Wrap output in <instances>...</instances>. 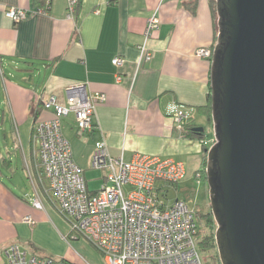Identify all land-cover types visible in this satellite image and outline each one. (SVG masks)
Here are the masks:
<instances>
[{"label": "crops", "instance_id": "1", "mask_svg": "<svg viewBox=\"0 0 264 264\" xmlns=\"http://www.w3.org/2000/svg\"><path fill=\"white\" fill-rule=\"evenodd\" d=\"M191 1L81 0L71 19L68 0H51L48 11L15 22L8 9L35 10L40 2L0 0V163L6 168L0 167V264L14 242L31 255L55 258L43 250L37 231L50 222L63 239L68 232L37 168L33 132L40 120L54 117L43 100L55 95L65 103L70 84L85 82L91 96L106 95L97 103L92 133H78L72 112L62 120L73 159L85 171L100 139L111 156L126 161L145 153L172 157L185 167L184 160L202 162L201 142L185 137L170 113L177 103L192 114L190 124L208 120L199 107L208 102L211 61L196 51L215 43L214 18L211 0H198L195 11L186 8ZM155 11L160 28L149 39L152 59L138 66L139 47ZM118 56L124 59L121 67L113 62ZM15 159L21 161L25 187L24 180L16 181ZM36 196L41 209L32 204Z\"/></svg>", "mask_w": 264, "mask_h": 264}, {"label": "built area", "instance_id": "2", "mask_svg": "<svg viewBox=\"0 0 264 264\" xmlns=\"http://www.w3.org/2000/svg\"><path fill=\"white\" fill-rule=\"evenodd\" d=\"M78 1L68 0V18L75 17ZM6 15L19 22L28 12L10 8ZM159 28L160 18L155 11L148 19L139 47L138 66L152 59L149 39ZM196 55L211 59L213 50L201 47ZM113 62L121 67L124 59L118 56ZM105 100V94L91 96L85 82L72 83L66 88L65 103L55 95L44 99L45 109L53 111L54 117L40 120L33 133L37 168L48 183L47 192L55 206L69 222L71 234L88 239L101 251L107 264H204L198 250L194 211L183 199L170 201L160 197L165 186L176 185L185 177L183 162L145 153H136L126 161L122 156H111L105 139H100L90 161L91 168L104 170V181L98 190L89 189L85 170L74 161L72 146L62 132V120L74 113L78 132L89 134L94 128L97 103ZM170 113L181 131L192 118L190 111L177 103H173ZM32 204L43 208L38 196ZM25 221L34 224L31 217ZM4 253V264H70L31 255L16 242L6 247Z\"/></svg>", "mask_w": 264, "mask_h": 264}, {"label": "water", "instance_id": "3", "mask_svg": "<svg viewBox=\"0 0 264 264\" xmlns=\"http://www.w3.org/2000/svg\"><path fill=\"white\" fill-rule=\"evenodd\" d=\"M215 6V138L205 150L215 241L221 264H264V0H215Z\"/></svg>", "mask_w": 264, "mask_h": 264}, {"label": "rangeland", "instance_id": "4", "mask_svg": "<svg viewBox=\"0 0 264 264\" xmlns=\"http://www.w3.org/2000/svg\"><path fill=\"white\" fill-rule=\"evenodd\" d=\"M197 122L200 126L205 128L206 138H208L210 142L214 140L215 134L213 122L206 120L204 117L199 118ZM10 139L12 140L11 136L9 140ZM212 143L213 141L211 142V145ZM8 147L11 149V143H9ZM1 151H6V146L3 147ZM5 155V157H8L7 154ZM184 161L187 167L185 177L176 185H167L165 190L160 193V197L170 201H174L177 198L185 200L189 207L194 211L195 218L202 227L201 234L205 235L212 230V228L208 226L209 223L206 222L207 214L211 210L209 189L207 181H199L195 177V171L201 166L202 162H200V160L198 162L196 160ZM14 162L15 165L19 167L16 181L23 182L24 180L22 185L25 187L27 180H25L21 161L15 159ZM0 167H2L1 163ZM3 170L5 171L6 168H3ZM103 174L104 170L93 169L90 167L84 172L88 187L91 191L97 190L101 187L103 179H101L100 176ZM63 219L68 227V232L64 239L59 234L58 229L50 222L49 224H43L40 229H38L36 239L40 242L43 250L53 255L55 258L62 259L70 264H107L101 251L84 236L71 234V226L69 222L65 218ZM214 229L216 230V223L214 224ZM205 255L208 256L207 253Z\"/></svg>", "mask_w": 264, "mask_h": 264}, {"label": "trees", "instance_id": "5", "mask_svg": "<svg viewBox=\"0 0 264 264\" xmlns=\"http://www.w3.org/2000/svg\"><path fill=\"white\" fill-rule=\"evenodd\" d=\"M36 1L40 2V6L37 9H35V10L27 11L28 12V16L31 15L32 13H34V12L48 11L51 0H36ZM197 1L198 0H192L191 2L186 3L185 4L186 8H188L190 11H195L196 6H197ZM80 3H81V0L78 1L75 16H76L77 11L79 9ZM211 8H212L213 18H214L215 43H216V36H217L218 29H217V13H216L215 0H211ZM215 43L211 47H208V48H211L213 50V47H214ZM209 60L211 61V59H209ZM207 99H208L207 104L204 105V106H200L199 110L206 115V117L208 118V120L210 122H212L211 88L209 90ZM43 106H44V104H43ZM94 115H93V124H94V128H95L96 125H95V122H94ZM193 127H195V126L190 124V122L187 123L182 129V134L185 137H188V138H191V139H195V140H198V141L201 142L202 147H203L202 163H201V166L195 171V177L199 181L200 180L201 181L202 180L203 181H207L206 170H205L206 169V163H207V153H206L205 150L210 147L211 142L213 140L210 142L208 140V138H206V136H205L206 130H205L204 133L201 134V133H198V132L194 131ZM94 128H93V131H94ZM81 135H85V134H81ZM206 222L209 223L208 226L211 227L212 230L209 233H207L205 235H202L201 234V228L202 227L198 223V234H197L198 250H199V252H200V254H201L202 258H203L204 264H221L220 263V259H219V255H218V252H217V246H216V241H215V229H214V224L215 223H214V219H213V215L211 213V210L207 214ZM206 253L208 254V256L205 255ZM210 260H212V261H210Z\"/></svg>", "mask_w": 264, "mask_h": 264}]
</instances>
